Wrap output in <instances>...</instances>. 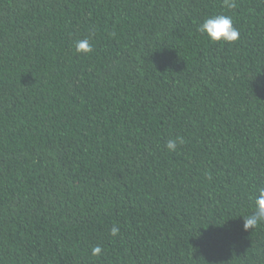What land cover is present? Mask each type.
<instances>
[{
  "label": "trees",
  "instance_id": "trees-1",
  "mask_svg": "<svg viewBox=\"0 0 264 264\" xmlns=\"http://www.w3.org/2000/svg\"><path fill=\"white\" fill-rule=\"evenodd\" d=\"M235 2L0 0V264H264V0Z\"/></svg>",
  "mask_w": 264,
  "mask_h": 264
},
{
  "label": "clouds",
  "instance_id": "clouds-1",
  "mask_svg": "<svg viewBox=\"0 0 264 264\" xmlns=\"http://www.w3.org/2000/svg\"><path fill=\"white\" fill-rule=\"evenodd\" d=\"M223 6L226 9H232L236 7L235 0H223ZM197 31L205 37L211 44H231L236 42L240 38L239 29L234 27V21L231 16L224 14H213L204 18L202 23L197 26ZM75 51L78 54H87L93 51V46L87 39L78 40L75 43ZM183 144L182 137H176L175 139H169L166 143V147L169 151L175 152L177 145ZM243 229H254L264 225V188H260L258 195L254 198V207L252 213L243 217ZM119 229L113 226L110 230L112 237L117 236ZM102 254V248L100 245H96L91 249V256L97 258Z\"/></svg>",
  "mask_w": 264,
  "mask_h": 264
}]
</instances>
